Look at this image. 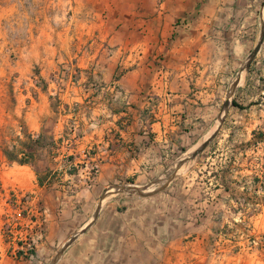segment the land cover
Returning a JSON list of instances; mask_svg holds the SVG:
<instances>
[{"label": "rangeland", "instance_id": "374dc122", "mask_svg": "<svg viewBox=\"0 0 264 264\" xmlns=\"http://www.w3.org/2000/svg\"><path fill=\"white\" fill-rule=\"evenodd\" d=\"M119 16L137 34L112 47L102 22ZM192 38L204 71L188 85L218 104L189 142L139 153L124 132L135 98H160L172 65H198ZM262 59L264 0H0V147L27 161L0 149V264H264Z\"/></svg>", "mask_w": 264, "mask_h": 264}, {"label": "crops", "instance_id": "0c3cea01", "mask_svg": "<svg viewBox=\"0 0 264 264\" xmlns=\"http://www.w3.org/2000/svg\"><path fill=\"white\" fill-rule=\"evenodd\" d=\"M139 6H141V4L134 1H126V3L122 5L116 2L117 8H136ZM106 20L107 22H102V24H107V26L109 25V29L104 33L101 32V36L108 40L110 46L114 47L119 43L124 42L127 44L128 41H133L135 38L134 36L137 34L136 30L132 28V26L125 24L120 16ZM185 25L188 26L187 31L189 32V28L191 26L190 23L187 22ZM186 45H188V48H190V45L198 48V50L195 48L192 49L195 55L188 54L190 56L189 58L196 60L194 63H198V65L195 68L192 67L190 62L187 63V65H182V67H185V71L178 74V70L175 73V67L172 65L170 69L166 70V74L169 76L165 82V92L162 93V96L160 95V98L156 97V99H153V97H149L148 101L135 98V101L140 105V107L132 113V121L124 132L126 133L125 138H127V140L125 139V143L131 142V140L133 142L128 143L127 146L131 147V144L136 145L139 153H141V151L146 152L147 148L151 151L150 148H152V146L155 148V152H158L161 149L160 146H162V144L169 145L171 147L183 145L191 134H195L199 131V128L201 129L203 127L208 119V113L214 110L218 104L217 101L210 98L208 99V97L203 94L208 88L202 91H195V87L190 89L188 85L189 81L194 79L196 83H199L203 76L204 69L201 68L203 64V56L201 54L202 46L198 40L196 41L192 38L191 41H187ZM120 47L121 46H118L115 50H119ZM172 51L174 50L172 49ZM116 56L117 51L112 54L108 53L107 56H103V67L105 62L108 65L103 73V80H107L108 78H112L114 76L117 67ZM262 61L264 62V59H262ZM94 73L95 69L91 68L90 76L93 77ZM261 76V80L264 82V71ZM208 78H206L209 80L207 85L212 81V79ZM74 83L75 82H73V84ZM155 88H157V85H155ZM77 89H79L78 98H84L82 97V92L80 91V85ZM97 96L99 97V95ZM41 99H44V95L42 94ZM235 102L240 106L242 105L241 109H247L248 103L239 102L237 99ZM222 103L223 101H221V105ZM229 108L230 105H228L226 114H228ZM41 116V112H38V114L36 113L35 115L29 113L26 120V126L29 132H39L41 129ZM187 142L189 141L187 140ZM161 150L163 152L165 151L167 155L168 150ZM169 150L171 151L173 149L170 148ZM103 159L105 161L107 160L105 164H109L108 160H111V156L108 158L105 156Z\"/></svg>", "mask_w": 264, "mask_h": 264}, {"label": "water", "instance_id": "95a60500", "mask_svg": "<svg viewBox=\"0 0 264 264\" xmlns=\"http://www.w3.org/2000/svg\"><path fill=\"white\" fill-rule=\"evenodd\" d=\"M259 49V43L252 49V51L245 57V59L243 60V62L240 65V68L238 69L237 72V82H240L247 70V68L249 67L252 59L254 58V56L256 55L257 51ZM230 103V89L228 90L227 95L225 96V99L221 105V108L219 110V113L215 119V123H216V129L213 131V133L200 145V147L197 149L196 153L193 155L195 156L197 153L202 152L207 145L209 144V142L212 140V138L217 134L218 129H219V124L220 122H222L224 115L227 111L228 105Z\"/></svg>", "mask_w": 264, "mask_h": 264}, {"label": "trees", "instance_id": "16d2710c", "mask_svg": "<svg viewBox=\"0 0 264 264\" xmlns=\"http://www.w3.org/2000/svg\"><path fill=\"white\" fill-rule=\"evenodd\" d=\"M231 103L233 105L238 106V107L241 108V106L238 103H236L234 100L231 101ZM23 135L25 136V138H26V140L28 142H38V140H39V136L37 138H34L33 134L31 132H29L28 130L24 131ZM0 149H1V152H2L3 156L6 159H8L10 161H16L18 164H21V165L27 164V161L17 159V155H16V153H14L15 150H9L8 148L2 147V146L0 147ZM28 154L30 155L31 153H28ZM21 252L22 251H20V250L17 251L18 254H21Z\"/></svg>", "mask_w": 264, "mask_h": 264}]
</instances>
